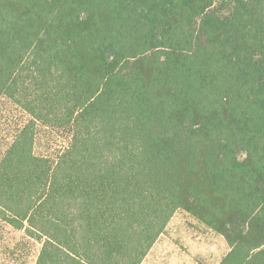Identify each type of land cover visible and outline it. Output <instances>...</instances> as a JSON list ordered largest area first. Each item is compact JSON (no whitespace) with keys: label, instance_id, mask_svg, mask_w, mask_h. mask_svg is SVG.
I'll return each mask as SVG.
<instances>
[{"label":"trees","instance_id":"obj_1","mask_svg":"<svg viewBox=\"0 0 264 264\" xmlns=\"http://www.w3.org/2000/svg\"><path fill=\"white\" fill-rule=\"evenodd\" d=\"M0 102L27 118L0 223L34 264H142L177 211L264 264V0H0Z\"/></svg>","mask_w":264,"mask_h":264},{"label":"rangeland","instance_id":"obj_2","mask_svg":"<svg viewBox=\"0 0 264 264\" xmlns=\"http://www.w3.org/2000/svg\"><path fill=\"white\" fill-rule=\"evenodd\" d=\"M26 120L10 104L0 102V154ZM68 142L66 133L37 126L34 152L54 159ZM40 247L22 231L0 223V264H34ZM228 250L220 235L177 211L142 264H218Z\"/></svg>","mask_w":264,"mask_h":264},{"label":"crops","instance_id":"obj_3","mask_svg":"<svg viewBox=\"0 0 264 264\" xmlns=\"http://www.w3.org/2000/svg\"><path fill=\"white\" fill-rule=\"evenodd\" d=\"M151 251V250H150ZM150 253V252H149ZM148 256V255H147ZM144 262V261H143Z\"/></svg>","mask_w":264,"mask_h":264}]
</instances>
